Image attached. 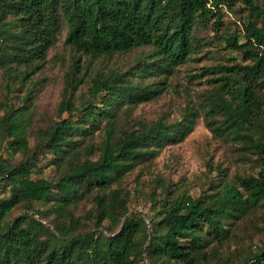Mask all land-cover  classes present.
<instances>
[{
    "label": "trees",
    "instance_id": "obj_1",
    "mask_svg": "<svg viewBox=\"0 0 264 264\" xmlns=\"http://www.w3.org/2000/svg\"><path fill=\"white\" fill-rule=\"evenodd\" d=\"M226 11L241 13L240 30H225ZM263 19L259 0H0V69L7 80L39 70L62 29L70 60L59 118L37 132L32 147L12 105H3L0 144L10 158L21 157L0 154V186L9 188L0 197V264L216 260L232 225L264 206ZM207 26L241 57L196 75L212 84L202 110L186 107L172 123L123 128L122 114L158 97L178 67L202 50L197 30ZM132 51L141 53L132 67L90 73L94 61ZM80 85L86 88L76 100ZM199 116L215 136L255 155L260 169L233 180L221 171L197 198H164L149 225L139 212L126 216L127 196L114 185L167 143L186 138ZM97 131L101 144L89 143ZM39 153L50 154L55 176L34 177L41 172ZM88 198L92 226L83 229L75 209ZM18 207L23 212L11 217ZM50 216L54 230L46 224ZM242 264H264V245Z\"/></svg>",
    "mask_w": 264,
    "mask_h": 264
},
{
    "label": "rangeland",
    "instance_id": "obj_2",
    "mask_svg": "<svg viewBox=\"0 0 264 264\" xmlns=\"http://www.w3.org/2000/svg\"><path fill=\"white\" fill-rule=\"evenodd\" d=\"M259 2L264 5V0ZM242 18L241 13L226 11L225 30H240ZM260 25L264 27V19ZM64 32L65 29H62L41 68L30 74L28 78L9 81L4 70L0 69V117L4 113V103L11 104L14 108L13 115L17 119L19 117L26 131L30 147L35 141L37 132L48 128L59 118L58 105L62 98L64 74L70 63L68 48L64 44ZM197 37L202 42V50L193 55L187 64L178 67L170 78V83L165 85L158 97L122 114L120 125L123 128H136L142 122L172 123L180 118L186 107L202 110L212 84L207 82L206 76L196 75L203 68L217 62L226 63L227 57H236L239 61L241 56L229 52L224 47V43L219 42L213 34L210 26L199 28ZM140 54L139 51H132L110 59H98L93 62L90 73L104 74L112 69L123 71L132 67ZM85 88L86 85L78 86L74 93L76 100ZM102 140L103 133L97 131L89 143L100 145ZM6 150V143L0 144V154L7 156ZM20 157V154H17L9 158L15 161ZM37 157L41 172L34 174V177L53 176L56 170L47 164L50 154L39 153ZM259 169L260 163L255 155L242 153L239 144L215 136L206 126L203 116H199L192 132L186 138L177 143H167L151 161L140 164L125 174L114 187L119 188L127 196L126 216L139 212L145 216V223L149 225V217L164 198L170 199L183 193L197 198L209 190L212 183L218 182L219 174L223 171L228 179L233 180L237 176L255 175ZM8 193V187L0 186V197ZM93 210L94 204L89 198L82 200L76 206L75 215L85 223L83 229L92 226V222L88 219L89 213ZM22 212V208L18 207L13 210L11 217L18 216ZM53 221L54 216H50L46 223L52 230H54ZM263 245L264 206L232 225L230 238L218 248V258L207 264H242ZM166 264L178 263L170 261Z\"/></svg>",
    "mask_w": 264,
    "mask_h": 264
}]
</instances>
